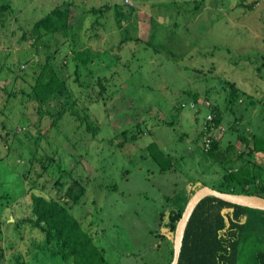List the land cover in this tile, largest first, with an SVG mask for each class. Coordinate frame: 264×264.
I'll list each match as a JSON object with an SVG mask.
<instances>
[{
	"label": "rangeland",
	"instance_id": "1",
	"mask_svg": "<svg viewBox=\"0 0 264 264\" xmlns=\"http://www.w3.org/2000/svg\"><path fill=\"white\" fill-rule=\"evenodd\" d=\"M195 1L0 0V5L10 4L14 11L9 25H0V264H74L53 256L41 230L24 223L32 216L28 182L36 181L34 193L58 197L56 193L64 194L73 179L80 180L87 193L72 213L104 250L109 264H171L173 234L165 225L171 208L184 204L182 199L194 183L214 188L224 176L221 162L202 149L204 136L198 141L207 115L214 106L223 114L226 131L215 128L214 136L229 158L246 150L240 134L264 138V0H204L201 11L194 12ZM241 1L253 9L241 7ZM70 2L73 29L68 36L22 39L37 20ZM108 3L120 4L127 12L136 9L137 18L133 14L129 25L132 35L138 26L142 43L132 41L118 49L122 33L115 10L84 16L85 10ZM153 19L181 27L164 49L163 42L155 44L157 49L145 43ZM161 25L156 27L158 38L167 30L168 36L174 34ZM73 49L91 52L93 60L87 68H76ZM35 59L54 64L67 80L62 98L50 103L56 108L52 110L56 112L64 100L78 98L98 131L93 136L86 123L67 114L60 128L49 133L50 140L42 138L40 149L49 155L56 152L69 173L60 176L53 165L37 178L34 174L42 172L38 165L26 179L31 150L39 147L34 144L38 131L48 136L49 124L39 122L35 103L25 94L32 91L41 72ZM76 69H81L82 84L92 88L75 82ZM102 76L107 90L99 96L97 80ZM233 87L241 96L231 111L226 99ZM187 91L197 93L198 100ZM7 131L17 135L9 138L10 147L3 139ZM133 134L138 136L125 141ZM153 143L177 160L173 169L161 171L151 156ZM245 159L264 168L262 153ZM55 176L67 184L63 190L56 187ZM249 217L252 227L241 245L238 264H257L256 252L264 248V211L250 209Z\"/></svg>",
	"mask_w": 264,
	"mask_h": 264
},
{
	"label": "trees",
	"instance_id": "2",
	"mask_svg": "<svg viewBox=\"0 0 264 264\" xmlns=\"http://www.w3.org/2000/svg\"><path fill=\"white\" fill-rule=\"evenodd\" d=\"M204 0L195 1L194 12L201 11ZM245 2V1H244ZM241 1V7L248 9H253V5H246ZM258 1H256L255 4ZM73 2L65 5H58L53 8L47 15L37 20L34 25L27 29L23 34L22 39H34L38 40L44 38V36L53 37L56 34H62L68 36L72 31V26L69 22ZM115 10V16L117 19L118 28L121 30L122 39L119 41L118 49H123L128 43L137 42L142 43V38L138 37V26L135 27L134 34L131 33V18L135 14L137 18V11L134 7H131V12H127L123 9L122 5L115 4L112 5L108 3L103 5L102 8L87 9L84 11V16L89 14H101L104 16L110 10ZM14 11L10 4L0 5V25L5 28L9 25L10 17H13ZM10 16V17H9ZM96 20V24H98ZM127 23L129 26H127ZM126 24V25H125ZM135 24V23H134ZM137 25V23H136ZM161 24L156 23V20H151V32L150 38L145 41L146 45L154 49L158 48L156 43L163 42L160 47L164 49L167 47L168 40L175 37L176 31L180 30L178 28V23L173 26L168 27L166 24H162L161 27L165 30L171 28L173 31L172 36L169 35L167 30V35L162 38L157 37V26ZM158 39V42H154V39ZM124 45V46H123ZM113 50V49H111ZM73 61L76 62V68L83 66L87 68L88 65L93 60V55L89 51L85 53L74 50ZM170 54L175 55L172 51ZM48 61L49 58H48ZM46 62L39 63L38 59H35V66L41 67V72L35 77V85L31 92L25 93L28 98L35 103V108L37 113L40 115L39 122L42 120L49 121L47 127L48 136L43 135L39 130V136L34 142L38 148L31 150L30 157V168L25 170V177L29 179L28 176L30 172L40 165L41 173H35L34 176L37 178L42 177V173H47L51 166H58V172L60 176L69 173L64 167L63 162L57 159L56 152L49 154H44L41 151L40 145L42 138H49L52 133V129L59 127V122L64 116L71 115L87 124V131L93 133V136L97 135L98 128L94 127L90 115L87 112V108L80 107L78 98H71L64 100L59 107L50 106L53 99L62 98L64 91L67 90L68 83L64 79L57 69V67ZM67 62V61H66ZM65 62L64 68L67 67ZM81 69H76L75 71V82L78 83L83 88H92L90 84H82L81 80ZM105 77H99L97 80L98 85L101 87L99 96H103L107 90V85L105 82ZM92 84V83H91ZM69 90V89H68ZM71 92V91H69ZM191 95L194 101H197L199 96L197 93H192L190 91L186 92V95ZM241 93L235 87L232 88L231 97L226 99V109L233 110L236 103L239 102ZM238 97V98H237ZM49 103V106H48ZM54 108V109H53ZM81 108V110H80ZM53 109V110H52ZM180 111V109H178ZM213 112L216 113V124H221L223 121V114L219 108L213 107ZM48 117V118H46ZM45 118V119H44ZM172 125L175 122H171ZM38 127L37 125H35ZM139 128L140 125H138ZM28 126L25 127V130ZM60 128V127H59ZM234 128V127H232ZM61 131V130H60ZM29 133V132H27ZM46 133V134H47ZM124 131L123 134H127ZM204 131H202L201 136L199 135L198 141L203 139ZM12 132L5 133L3 139L7 141L11 137ZM13 138H17V135H12ZM138 135L133 134L132 138H127L125 141L135 139ZM32 137H30L31 140ZM36 138V137H35ZM45 138V139H46ZM239 141L245 145L246 150L241 151L236 154L234 158H229L230 154L220 151V141L212 136V145L208 151L204 150V145L202 144V149L208 154L213 160L221 162L224 169V176L221 185L214 187V189L225 193H232L237 195H249V196H259L264 198V168L258 164L252 163V160L245 159L246 156L254 155L255 153H264V138L258 137L257 135H239ZM50 140V138H49ZM10 143H8L9 145ZM10 147V145H9ZM59 148V147H57ZM151 156L160 165L162 172H167L173 169L175 162L177 160H172L161 148L153 143L149 146ZM2 157L0 156V160ZM56 177V176H55ZM60 178V177H56ZM25 179V178H24ZM63 179V177H61ZM202 186H197L198 183L192 185L190 194L187 193V200L182 199L184 204L173 205L167 216V221L165 223L168 233L174 234L180 221L185 207L193 195L198 189L203 186H207L205 182H201ZM30 184V190L32 191L31 207L32 216L24 221V223L30 224L33 228L41 230L45 235L46 244L49 249H53V256H62L65 261L73 260L74 264H109L105 252L102 248L97 246L92 235L83 228V224L73 215L72 208L76 205H80L86 196V186L80 182V180L73 179V182L67 187L64 194L57 192V196H46L44 194H36L35 186L36 181L28 182ZM56 187H60L61 190L67 186L60 179L55 183ZM58 191V190H57ZM175 198V197H173ZM172 197H167V199H173ZM179 198V196H178ZM181 199V198H179ZM250 208L235 205L227 201L221 200L214 196H209L204 198L196 207L193 212L191 219L188 223L187 230L184 237L182 252L178 264H238L240 258L241 245L246 240L247 234L251 229V218L249 217ZM252 210V209H251ZM165 216L164 214L162 217ZM174 256V244L171 248V261ZM256 263L264 264V248H258L256 252ZM26 264V263H24Z\"/></svg>",
	"mask_w": 264,
	"mask_h": 264
},
{
	"label": "water",
	"instance_id": "3",
	"mask_svg": "<svg viewBox=\"0 0 264 264\" xmlns=\"http://www.w3.org/2000/svg\"><path fill=\"white\" fill-rule=\"evenodd\" d=\"M214 196L229 203L264 211V198L259 196L225 193L209 186L198 189L189 199L174 234V256L171 264H178L188 223L198 204L206 197Z\"/></svg>",
	"mask_w": 264,
	"mask_h": 264
},
{
	"label": "built area",
	"instance_id": "4",
	"mask_svg": "<svg viewBox=\"0 0 264 264\" xmlns=\"http://www.w3.org/2000/svg\"><path fill=\"white\" fill-rule=\"evenodd\" d=\"M207 107H211V103L207 102L206 103ZM216 115L214 114V112L211 110L210 113L207 115L205 124H204V139H203V145H204V149L205 151H208L212 145V136H214L215 134H213V132L217 129H220L218 127V125H216ZM217 126V127H216ZM217 128V129H215ZM220 130H224L223 128H221Z\"/></svg>",
	"mask_w": 264,
	"mask_h": 264
},
{
	"label": "crops",
	"instance_id": "5",
	"mask_svg": "<svg viewBox=\"0 0 264 264\" xmlns=\"http://www.w3.org/2000/svg\"><path fill=\"white\" fill-rule=\"evenodd\" d=\"M218 127H219L220 129H221V128L224 129V130H222L223 133L226 131L222 124H219ZM214 133H215V131L213 132V134H214ZM223 133H222V134H223ZM252 134H255V133H251L250 135H252ZM262 154H264V153H262ZM169 237H170V236H169Z\"/></svg>",
	"mask_w": 264,
	"mask_h": 264
}]
</instances>
